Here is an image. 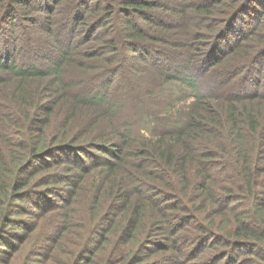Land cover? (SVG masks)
<instances>
[{
	"label": "trees",
	"instance_id": "obj_1",
	"mask_svg": "<svg viewBox=\"0 0 264 264\" xmlns=\"http://www.w3.org/2000/svg\"><path fill=\"white\" fill-rule=\"evenodd\" d=\"M27 1L0 0V242L7 259L25 252L23 264H159L149 255L160 250L171 256L163 264H228L232 253L264 264V85L258 79L242 89L235 81L211 96L196 87L204 69L225 59L234 60L227 78H238L250 62L245 42L264 36V0L245 14L253 0H73L68 8L66 0H39L50 26L44 23L49 37L38 42L48 45L36 54L13 34L38 9ZM187 8L211 20L197 30V43L189 41ZM163 12L176 13L178 24ZM87 20L76 45L73 27L83 32L77 24ZM107 22L119 27L117 36L104 38ZM241 27L237 40H223ZM154 29L181 37L183 47L153 43L169 44ZM93 40L97 49H88ZM121 64L135 73L136 100L125 120L116 119L120 107L110 97ZM79 78L88 84L75 88ZM48 215L53 221L40 228Z\"/></svg>",
	"mask_w": 264,
	"mask_h": 264
},
{
	"label": "rangeland",
	"instance_id": "obj_2",
	"mask_svg": "<svg viewBox=\"0 0 264 264\" xmlns=\"http://www.w3.org/2000/svg\"><path fill=\"white\" fill-rule=\"evenodd\" d=\"M27 1V0H25ZM33 1V0H32ZM73 0H66V7H67V3L72 2ZM76 1V0H74ZM166 3H174L177 2L175 0H164ZM187 1H193V0H187ZM27 3H29L27 1ZM256 3V0H253L251 2L247 3L246 9L241 11V14H245L246 12H250V13H255V11H252L251 9L253 8V4ZM33 4H36V7L38 9H31L32 11L30 12V14H32L33 19L31 21H27L26 23H23V26H18V30H14L13 34L16 35L18 38L22 37L24 40H27V42L29 43L30 47L27 46V44L25 46H23V51H27L33 54L38 53V50L41 48H44L45 46H47L48 44H43L42 46L39 45V42L45 41L47 40V37H49L47 35V33L49 32V30L44 29V23L46 22L48 26H50V22H49V14L47 13V11L42 10V5L39 3V0H34ZM175 6H179V3H177ZM260 6H256L257 10L259 9ZM68 8V7H67ZM83 7H79V9H82ZM59 9L63 10L65 9V5L59 6ZM261 9V22L263 23L264 26V6ZM250 10V11H249ZM67 12V11H66ZM69 16H71L73 18V13H71L70 9L68 10ZM163 17H161L162 19H166L169 22L173 23L175 22L176 25L178 24L176 21V13H172V12H163ZM185 16H186V20L187 22H189L190 28H191V32H193L194 34H192L189 37V41L191 43H193V41H196L195 43H197L196 39V34H197V30L201 27L207 26L211 21V20H204L202 17H199L198 15L194 14V11L192 9H188L184 12ZM184 14L182 16V19L184 20ZM14 15H16V17H18L19 13L17 12L14 13ZM247 15H244V18H246ZM89 20L86 21L85 24H83L82 26H80V24L78 25V28L82 27L83 32H81L79 29H76L75 26L73 27V32L75 31V35H74V39L76 40V45L78 43V41L81 38V34L86 33V31L91 27V23L89 28H83L85 26H88ZM193 23V24H192ZM111 25H113L111 23ZM108 22L106 24V27L102 28L103 30V34L105 35L104 38L109 39L110 37H115L118 35V30H116V27L112 29L111 26ZM116 26V24H115ZM196 27V28H195ZM6 30H10L9 27L4 28ZM242 27L238 30V32L231 30L228 31L225 36L223 37V40L227 41L226 38H233L232 40H237L239 38V34L241 32ZM262 32H264V27H262ZM79 30V32H78ZM17 31H19L17 33ZM98 31V30H97ZM149 35H148V39L146 38V42H150L149 40H151L150 38H153V36L158 37L157 40H160L163 38L164 42H167L169 44L163 45V42H153L157 45H161V47H164L166 50L169 51H173L175 50L176 52L179 51L180 47H183L181 40V37H175L174 34H166L167 36L163 37L164 35L161 33L160 29H154L153 30V36H152V32L148 31ZM246 32V31H245ZM244 32V33H245ZM69 33V29L66 26V34ZM92 34H96V33H90L89 37ZM241 34V33H240ZM244 34H242L243 36ZM26 37H28V39H26ZM254 40L251 41H246L245 43L247 47L249 44V50L246 52H243L242 54H244L246 57H250V62L248 64H246L243 68H241V72L238 74V78H235V80L232 79H228L227 78V72L229 69V64L232 63L234 60L232 59H225L223 61H221V64H217V65H211L210 67H208L207 69H204L199 76H197V80H196V87H197V91L200 94L203 95H209L211 96L212 94H218L220 92H222L223 90H227V88H229L230 86L232 87L234 85V82L236 81V83H238V85L240 87L244 86V85H248V83H254V80H258L261 79V84L264 85V36L263 35H258L256 34L255 36H253ZM39 41V42H38ZM94 41V40H93ZM96 41V40H95ZM94 41V46H91V48L88 49H97L96 45H99V42ZM233 41V42H234ZM90 43V42H89ZM85 45H87L85 43ZM66 46L70 47V44L67 43ZM242 46H244V44H242ZM73 47V46H72ZM243 47V48H245ZM75 50L73 52V56L75 58H77L81 53H77L76 50V46L73 47ZM72 48V49H73ZM80 49H82L80 47ZM124 52V51H123ZM248 52V54H246ZM129 53V52H127ZM43 54H47L46 52H44ZM240 56H238L239 59ZM128 58H130V56H128ZM233 58V57H231ZM248 59V58H247ZM126 61L128 63V59L126 58ZM176 63V62H175ZM69 64H73V63H69ZM75 67V65H74ZM130 68V69H129ZM127 67L124 64H121L119 69L118 74L114 77L113 79V93L111 94L110 97L116 96L117 99V103L120 105H118V107H120V110L118 112V115L116 116L117 118H122V119H129L130 118V114L131 111L129 109V107L134 106V102H135V94L133 92V75H135L134 72H132V68L131 67ZM148 70H150V68H148ZM249 74V75H247ZM248 81V83H247ZM94 81H91L89 83L90 86L93 85ZM76 83V87L80 85H82L83 83H85L86 85L88 84V81L83 78H79L77 80H75ZM250 85V84H249ZM236 86V84H235ZM235 88V87H234ZM245 87H242V89H244ZM206 93V94H205ZM108 97V98H110ZM28 219V218H27ZM53 221V216H45V217H41L38 219V225H40V228H44L46 229V227ZM158 235V234H156ZM4 239H6V236H3ZM16 241V240H14ZM6 251V246L2 245L0 242V264H23L24 262V255L25 252L20 255L14 262H10L7 257L5 256L4 252ZM168 251H172V250H166ZM162 251H158V253L155 254H150L149 255V261H151V259H160V263L159 264H163V262H166L168 260V257H171L170 255H162ZM166 253V252H164ZM62 255V254H59ZM232 258H233V263H228V264H250L248 262V258L246 255L243 254H237V253H232ZM209 260V259H208ZM44 263H49L48 261L42 260ZM211 261V260H209ZM201 262V263H200ZM30 264H41V262H35L32 261ZM166 264H175L174 262L172 263H166ZM193 264H202L201 260H195L193 261ZM219 264V263H218Z\"/></svg>",
	"mask_w": 264,
	"mask_h": 264
}]
</instances>
